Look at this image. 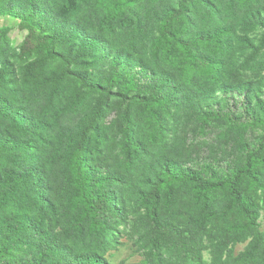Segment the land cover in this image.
<instances>
[{"label":"trees","instance_id":"obj_1","mask_svg":"<svg viewBox=\"0 0 264 264\" xmlns=\"http://www.w3.org/2000/svg\"><path fill=\"white\" fill-rule=\"evenodd\" d=\"M0 18L26 32L14 51L0 30V264H109L129 205L153 264H264V99L243 78L264 0H0ZM166 120L191 124L181 143ZM212 133L223 158L195 153Z\"/></svg>","mask_w":264,"mask_h":264},{"label":"rangeland","instance_id":"obj_2","mask_svg":"<svg viewBox=\"0 0 264 264\" xmlns=\"http://www.w3.org/2000/svg\"><path fill=\"white\" fill-rule=\"evenodd\" d=\"M59 3L64 5V7L67 6H74L76 3H79L80 0H58ZM3 28H7L9 30V33L7 35V39L9 42V46L14 51H18L21 43L23 42L26 32L20 30L19 28V21L9 19V18H0V30ZM178 65H181L179 63ZM252 70L246 71L243 74V78H246L248 81H252L257 86V90L259 91V96L263 100L264 99V56L259 57L255 62L250 64ZM262 66V67H261ZM103 70V69H102ZM105 70V68H104ZM177 80H180L179 77H177ZM222 95L216 94L213 95L210 100H207L206 102H220ZM235 102L237 103L236 109L238 113H243V107H241L242 102V96H235ZM234 103V101H231ZM202 109H204V104L201 105ZM118 112L115 110L112 112L111 116L109 117V121L115 119L116 114ZM191 124H188L186 120L182 121L180 124H173L170 121L166 120V128L168 129L169 137H176L175 141H180L184 137L187 136V132ZM190 133V132H189ZM216 133V132H215ZM254 136H261L264 135V125L259 126L254 130ZM216 134H210L209 137H207L204 142H202V145L199 144V148H195V153H200L202 156H215V159H220L225 157V153L221 154V144L217 137H215ZM112 137L115 138L114 134H111ZM167 151H171L170 147L166 149ZM169 153V152H167ZM173 153V151H171ZM258 199H259V220H258V232L264 236V190L259 189L256 192ZM129 214L127 217V224L126 226H123L120 228L119 238L118 242L119 245L117 248L107 255V261L109 264H153L148 258L147 250L142 249V245L145 244L143 242V233L144 231L141 230L142 222L140 220V216L143 214V211H140L138 214L136 211L131 209V206L129 205ZM138 228V229H137ZM252 239H248L243 244H237L233 247V256H238L239 254L243 253L250 243ZM205 249L202 253V258L210 262L212 259L211 254V247L209 245L208 241L204 242Z\"/></svg>","mask_w":264,"mask_h":264}]
</instances>
